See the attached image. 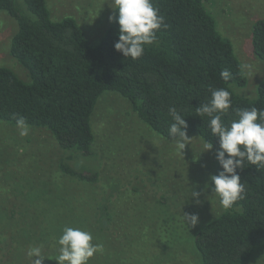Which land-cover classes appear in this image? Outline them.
Returning a JSON list of instances; mask_svg holds the SVG:
<instances>
[{
  "label": "rangeland",
  "instance_id": "rangeland-1",
  "mask_svg": "<svg viewBox=\"0 0 264 264\" xmlns=\"http://www.w3.org/2000/svg\"><path fill=\"white\" fill-rule=\"evenodd\" d=\"M46 3L52 20L73 17L89 45L100 40L113 14L111 0ZM205 3L217 32L230 41L241 63L246 85L234 88L235 92L255 96L257 84L264 80V62L252 53L250 33L252 24L264 18V0ZM16 32L15 20L0 11V67L29 82L25 69L9 53ZM91 127L92 152L81 157L59 148L46 129L30 127L29 134L21 136L17 126L0 121V264H31L27 252L33 246H40L45 256L49 234L38 225L43 207L53 224L59 223V232H54L58 239L63 223L71 220L74 228L104 239L97 241L103 245L98 253L125 251L123 258L137 254L136 264H202L193 238L224 212L209 188L215 169L213 150L204 152V142L187 134L192 139L180 156L172 140L153 131L127 100L111 91L99 98ZM62 160L78 172L96 173L97 181L78 182L61 175ZM191 190L202 193L199 204L190 197ZM184 213L198 216L196 226H185ZM260 246L242 264H264Z\"/></svg>",
  "mask_w": 264,
  "mask_h": 264
},
{
  "label": "trees",
  "instance_id": "trees-1",
  "mask_svg": "<svg viewBox=\"0 0 264 264\" xmlns=\"http://www.w3.org/2000/svg\"><path fill=\"white\" fill-rule=\"evenodd\" d=\"M152 3L167 26L157 33V43L146 46L142 57L132 60L114 49L119 30L115 20L109 22L97 43L89 45L73 17L51 19L46 0H0V11L17 24L9 53L29 79L24 82L12 70L0 67V121L16 126L14 115L24 117L30 127L48 130L64 152L88 157L94 142L91 116L95 106L104 92H116L130 103L142 122L169 140L172 121L168 109L175 106L186 120L187 134L213 144L212 176L221 172L216 160L219 140L211 133L209 118L197 117L195 109L210 100V89L226 88L232 107L222 116L225 124L237 118L232 109L264 110V80L257 84L253 97L235 92L234 88L245 87L246 78L230 41L217 32L205 0ZM250 43L255 58L264 62V18L252 24ZM225 68L232 73L227 83L220 77ZM58 167L61 175L78 182L95 183L98 179L96 173L78 172L65 160ZM237 173L246 183L245 199L224 209L193 238L202 264H242L251 259L259 245L264 247V168L246 162ZM38 214V225L49 234L43 264H54L59 254L54 232H59V223L53 224L47 207L40 208ZM64 227L75 226L70 220L63 223L62 230ZM97 241L104 239L97 234L93 243ZM124 253H96L89 264L138 262L137 254L123 258Z\"/></svg>",
  "mask_w": 264,
  "mask_h": 264
},
{
  "label": "clouds",
  "instance_id": "clouds-1",
  "mask_svg": "<svg viewBox=\"0 0 264 264\" xmlns=\"http://www.w3.org/2000/svg\"><path fill=\"white\" fill-rule=\"evenodd\" d=\"M115 16H109V22L118 24V42L114 49L124 58L136 60L142 57L145 47L157 43V33L167 25L159 9L153 6L152 0H111ZM247 67V66H245ZM220 77L226 83L232 73L228 68L220 72ZM211 98L207 103L200 104L196 109L197 117L209 118V128L214 137L219 140V150L216 160L222 171L210 177L211 192L215 193L220 205L231 209L238 201L245 199L246 183L241 182L237 169H243L245 163L264 168V110L251 107L250 109H232L236 119L225 124L222 116L227 115L232 107L231 93L226 88L210 89ZM168 115L171 123L168 127V137L172 138L176 151L183 157V151L188 145L187 123L175 106L169 107ZM16 126L21 136L29 134L30 125L24 117L14 115ZM213 144L204 141V149L210 151ZM203 153V152H202ZM208 185H205L207 188ZM201 192L190 191V197L199 204ZM198 216L184 213L182 220L185 226L194 227ZM59 255L56 264H89V260L103 245L93 243V235L80 228L64 227L58 241ZM31 264H43L45 257L40 246L30 247L27 252Z\"/></svg>",
  "mask_w": 264,
  "mask_h": 264
}]
</instances>
